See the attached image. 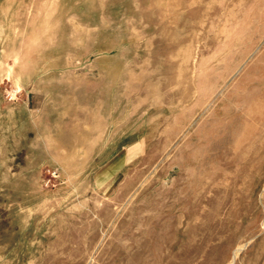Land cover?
<instances>
[{
	"label": "rangeland",
	"instance_id": "obj_1",
	"mask_svg": "<svg viewBox=\"0 0 264 264\" xmlns=\"http://www.w3.org/2000/svg\"><path fill=\"white\" fill-rule=\"evenodd\" d=\"M0 264H264V0H0Z\"/></svg>",
	"mask_w": 264,
	"mask_h": 264
}]
</instances>
